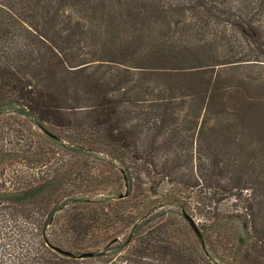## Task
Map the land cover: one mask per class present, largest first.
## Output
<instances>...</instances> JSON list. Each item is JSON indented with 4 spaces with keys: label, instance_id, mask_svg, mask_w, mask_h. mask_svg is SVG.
Listing matches in <instances>:
<instances>
[{
    "label": "trees",
    "instance_id": "16d2710c",
    "mask_svg": "<svg viewBox=\"0 0 264 264\" xmlns=\"http://www.w3.org/2000/svg\"><path fill=\"white\" fill-rule=\"evenodd\" d=\"M0 264H264V0H0Z\"/></svg>",
    "mask_w": 264,
    "mask_h": 264
},
{
    "label": "water",
    "instance_id": "95a60500",
    "mask_svg": "<svg viewBox=\"0 0 264 264\" xmlns=\"http://www.w3.org/2000/svg\"><path fill=\"white\" fill-rule=\"evenodd\" d=\"M188 220L190 221L191 226H192L194 232L196 233V235H197L200 239H202V235H201L200 230L198 229L197 224H196L193 220H191L190 218H188ZM90 257H93V253H86V254H83L80 258L84 259V258H90Z\"/></svg>",
    "mask_w": 264,
    "mask_h": 264
},
{
    "label": "rangeland",
    "instance_id": "374dc122",
    "mask_svg": "<svg viewBox=\"0 0 264 264\" xmlns=\"http://www.w3.org/2000/svg\"><path fill=\"white\" fill-rule=\"evenodd\" d=\"M16 127H17V125H16ZM161 191H162V190H161ZM221 208H222L223 210H224V209H230V204L223 205Z\"/></svg>",
    "mask_w": 264,
    "mask_h": 264
}]
</instances>
